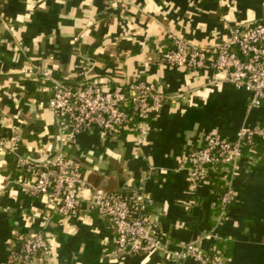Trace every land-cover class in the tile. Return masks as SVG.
Wrapping results in <instances>:
<instances>
[{"label": "crops", "instance_id": "crops-1", "mask_svg": "<svg viewBox=\"0 0 264 264\" xmlns=\"http://www.w3.org/2000/svg\"><path fill=\"white\" fill-rule=\"evenodd\" d=\"M263 17L264 0L0 2V138L13 129L21 136L17 154L0 150V264H11L12 245L21 235L40 230L52 253L30 264H167L160 251L115 255L108 219L87 211L66 219L47 196H33L20 184L19 155L39 159L58 150L79 161L96 185L109 176V186L118 190V174L126 186L142 185L154 200L147 215L171 247L203 236L204 248L215 247V238L207 235L217 190L208 184L192 190L182 157L210 134L230 139L241 127L254 126L264 119V106L247 110L245 88L208 67H172L162 52L172 46L168 34L196 44L216 43L237 26ZM31 62L47 65L70 83L83 75L110 83L156 82L166 98L149 121L147 141L138 144L132 131L108 137L93 130L61 144L48 104L52 83L21 73ZM179 92L185 97H173ZM232 186L236 197L218 230L219 239L231 245L226 264H264V151L243 167Z\"/></svg>", "mask_w": 264, "mask_h": 264}, {"label": "built area", "instance_id": "built-area-1", "mask_svg": "<svg viewBox=\"0 0 264 264\" xmlns=\"http://www.w3.org/2000/svg\"><path fill=\"white\" fill-rule=\"evenodd\" d=\"M168 36L172 46L162 52L166 64L191 71L208 67L223 73L230 84L250 92L247 110L264 106V17L237 26L227 38L216 43L202 45ZM76 67L82 69L81 65ZM21 73L52 83L48 104L58 123L61 144H69L77 134L93 130L108 137L132 131L137 143L143 144L148 139L149 121L161 112L166 98L156 82L142 79L110 83L86 79L83 75L78 83H70L57 79L51 68L36 62ZM173 97L184 98L185 92ZM256 139L264 144V119L254 126L241 127L230 139L210 134L200 148L191 149L182 157L181 166L192 190L202 184L217 190L219 213L207 235L209 238L219 239L218 230L235 200L232 181L239 177L243 167L252 165L260 156L255 150ZM20 142V134L13 129L11 134L0 138V150L17 154ZM243 147H247V153ZM17 162L24 171L20 184L33 196H47L56 213L76 219L87 211L108 219L115 234V255L160 251L167 255V264L227 263V257L218 248H204V236L179 241L171 247L147 215L154 200L142 185H128L125 192L107 190L92 183L81 163L62 150L39 159L19 155ZM216 185L219 189L214 188ZM85 190L88 195L83 194ZM19 238L21 248L11 250V255L20 264H30L35 258L52 253L43 230Z\"/></svg>", "mask_w": 264, "mask_h": 264}, {"label": "trees", "instance_id": "trees-1", "mask_svg": "<svg viewBox=\"0 0 264 264\" xmlns=\"http://www.w3.org/2000/svg\"><path fill=\"white\" fill-rule=\"evenodd\" d=\"M57 79L59 80H63L62 78H59L58 76H55ZM256 142V145H255V150L258 151L259 153L263 152L264 151V144L260 142L259 139H256L255 140ZM243 152L244 153H247V147H243ZM22 173L24 172L22 169L20 170ZM212 181L214 182H220L218 179H213ZM221 183V182H220ZM215 210H216V214H215V218L216 216L218 215L219 213V208H218V201L216 202V207H215ZM212 225L215 224V220H213V223H211ZM215 247L218 248V250H220V252L226 257L229 255V251H230V241L229 239L227 240H220V239H215ZM21 244H22V240L21 239H17L15 241V243H13L12 245V248L11 250H20L21 248ZM10 263L11 264H20L19 262H17L16 260L13 259L12 255H11V252H10Z\"/></svg>", "mask_w": 264, "mask_h": 264}, {"label": "water", "instance_id": "water-1", "mask_svg": "<svg viewBox=\"0 0 264 264\" xmlns=\"http://www.w3.org/2000/svg\"><path fill=\"white\" fill-rule=\"evenodd\" d=\"M118 178H119V189L118 190H114L113 188H111L109 186V184H110V182H109L110 181L109 176L103 177L102 183L99 184V185L102 186V187H104L107 190H110V191L125 192L124 191V188H126L125 177L123 176V174H118Z\"/></svg>", "mask_w": 264, "mask_h": 264}]
</instances>
